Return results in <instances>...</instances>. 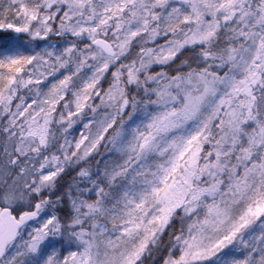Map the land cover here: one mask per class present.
<instances>
[{"label":"snow or ice","instance_id":"obj_1","mask_svg":"<svg viewBox=\"0 0 264 264\" xmlns=\"http://www.w3.org/2000/svg\"><path fill=\"white\" fill-rule=\"evenodd\" d=\"M0 264H264V0H0Z\"/></svg>","mask_w":264,"mask_h":264}]
</instances>
